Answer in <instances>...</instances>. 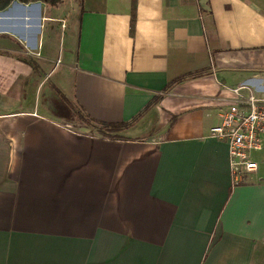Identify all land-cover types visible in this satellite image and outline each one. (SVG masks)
<instances>
[{
	"label": "crops",
	"instance_id": "1",
	"mask_svg": "<svg viewBox=\"0 0 264 264\" xmlns=\"http://www.w3.org/2000/svg\"><path fill=\"white\" fill-rule=\"evenodd\" d=\"M130 10L0 6V264H264V171L210 134L264 94V0Z\"/></svg>",
	"mask_w": 264,
	"mask_h": 264
},
{
	"label": "built area",
	"instance_id": "2",
	"mask_svg": "<svg viewBox=\"0 0 264 264\" xmlns=\"http://www.w3.org/2000/svg\"><path fill=\"white\" fill-rule=\"evenodd\" d=\"M241 89L248 92L242 95ZM233 92L237 97L221 113L219 123L210 128V134L226 144L231 178L239 183L245 175L258 170L259 165L251 154L264 146V94L254 95L246 84Z\"/></svg>",
	"mask_w": 264,
	"mask_h": 264
},
{
	"label": "trees",
	"instance_id": "3",
	"mask_svg": "<svg viewBox=\"0 0 264 264\" xmlns=\"http://www.w3.org/2000/svg\"><path fill=\"white\" fill-rule=\"evenodd\" d=\"M10 1L13 0H0V6H4L6 4H8ZM21 2H29V1H43L45 3H48L50 5H56L58 3H60L62 0H18ZM135 19H136V0H131V10H130V33L132 34L134 32V28H135ZM31 64L32 62L29 61ZM177 79H173L171 81H169L167 83V85L164 87V90L168 89L171 87V85L176 81ZM61 97H63L62 95H60ZM127 124L125 122H121V123H108V124H104V128L106 131L109 132H115L118 131L120 129H122L123 127H125Z\"/></svg>",
	"mask_w": 264,
	"mask_h": 264
},
{
	"label": "rangeland",
	"instance_id": "4",
	"mask_svg": "<svg viewBox=\"0 0 264 264\" xmlns=\"http://www.w3.org/2000/svg\"><path fill=\"white\" fill-rule=\"evenodd\" d=\"M101 129L105 130L104 127H101ZM251 155H252V158L260 166V168H259L260 174H261V172L263 173V171H264V146H263V149L260 151H256V152L252 151ZM261 176H262V174H261ZM261 176H260V178H261Z\"/></svg>",
	"mask_w": 264,
	"mask_h": 264
}]
</instances>
